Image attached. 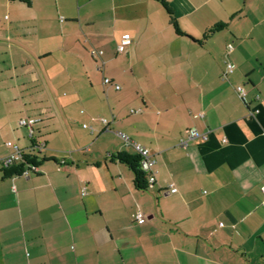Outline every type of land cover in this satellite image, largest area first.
<instances>
[{
	"label": "crops",
	"instance_id": "0c3cea01",
	"mask_svg": "<svg viewBox=\"0 0 264 264\" xmlns=\"http://www.w3.org/2000/svg\"><path fill=\"white\" fill-rule=\"evenodd\" d=\"M166 1L185 35L158 0H0V159L44 158L0 161V264H264V0ZM118 131L153 156L145 190Z\"/></svg>",
	"mask_w": 264,
	"mask_h": 264
},
{
	"label": "built area",
	"instance_id": "2783aa9c",
	"mask_svg": "<svg viewBox=\"0 0 264 264\" xmlns=\"http://www.w3.org/2000/svg\"><path fill=\"white\" fill-rule=\"evenodd\" d=\"M129 41V39L127 37L123 38L121 40V42H119V44L117 45L116 49L118 52H122L124 50V45ZM227 49L231 50L232 49V45L228 44L227 45ZM90 55L97 59L99 61V66L101 67L103 62H102V54L103 51L101 49H97V48H91L89 51ZM225 64V74L230 73L233 71V64L228 61L225 60L224 61ZM103 85H107V84H111V80L108 77H103L102 80ZM115 89H119V85L118 84H114ZM238 96L242 99L245 100V89L243 88L242 85H237L235 88ZM255 113L257 112V110L254 111ZM35 122L34 119H21L19 121V123L23 126H25L28 131H29V135L32 136V125ZM101 122L107 127V120L105 118H101ZM117 135L120 137V139L123 142L124 146H130L133 148V150L140 155V167L142 170L145 171L146 173V179H147V186L150 187L152 186V184L155 182V172L152 168L153 164H154V159L152 154L150 153L149 149L146 148L145 146L135 143L127 134H125L124 132H116ZM208 137V130L204 131V132H199L196 128H189L187 130V135L185 138H180L178 140V145L179 146H186L188 141L193 140V139H201V140H206ZM222 142L223 143H227L228 139L226 137L222 138ZM5 145L8 148V153L2 157L0 159L1 163L3 166H9L11 164H14L18 161H20L21 156H22V152L23 150L15 143L11 142V141H7L5 143ZM35 151H37L38 153L42 150L43 148V144L42 143H36L34 145L31 146ZM28 171H25L24 173H27ZM171 192L176 191V188L171 185ZM261 191L264 194V186H262ZM85 193L84 188L82 189V194ZM262 205L264 206V200L262 202ZM136 220L140 221L143 220L144 216L141 212H138L135 215Z\"/></svg>",
	"mask_w": 264,
	"mask_h": 264
},
{
	"label": "trees",
	"instance_id": "16d2710c",
	"mask_svg": "<svg viewBox=\"0 0 264 264\" xmlns=\"http://www.w3.org/2000/svg\"><path fill=\"white\" fill-rule=\"evenodd\" d=\"M22 1H29V0H22ZM165 11L168 14L169 22L172 25L174 31L178 35H185L179 28L176 18L174 17L172 8L169 6L166 0H158ZM225 24L217 23L206 30L205 36H209L214 31H217L224 27ZM111 160H117L123 164H125L133 174V186L137 190H145L148 188L147 186V179L146 173L140 167V155L137 154L135 151L133 153L127 151H120L114 154L109 155ZM44 158L40 157L39 153L35 151L32 147L27 151L22 152V156L20 161L11 164L9 166L3 167L1 170L3 172L4 177H10L12 175H20L23 174L25 171H34L37 166H39Z\"/></svg>",
	"mask_w": 264,
	"mask_h": 264
},
{
	"label": "rangeland",
	"instance_id": "374dc122",
	"mask_svg": "<svg viewBox=\"0 0 264 264\" xmlns=\"http://www.w3.org/2000/svg\"><path fill=\"white\" fill-rule=\"evenodd\" d=\"M9 15V14H8ZM92 48H94V46L92 47ZM97 48V47H96ZM91 49V48H90ZM89 49V50H90ZM86 123V124H90V122L88 121V120H82L80 123H79V127L81 128V129H83V130H85L84 128H82V125H81V123Z\"/></svg>",
	"mask_w": 264,
	"mask_h": 264
}]
</instances>
